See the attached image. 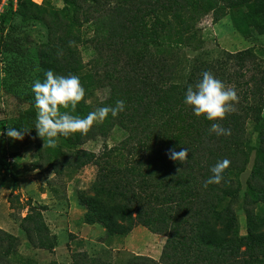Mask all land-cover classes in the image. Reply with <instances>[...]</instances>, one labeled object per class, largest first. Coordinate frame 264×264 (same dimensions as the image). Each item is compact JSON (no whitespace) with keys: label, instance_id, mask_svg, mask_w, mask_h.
<instances>
[{"label":"trees","instance_id":"16d2710c","mask_svg":"<svg viewBox=\"0 0 264 264\" xmlns=\"http://www.w3.org/2000/svg\"><path fill=\"white\" fill-rule=\"evenodd\" d=\"M42 1L39 4L26 0L19 5L26 18L47 22L53 30L54 39L39 54L42 71L78 73L84 69L78 47L88 42L86 35L91 30L95 36H102L94 41L99 50L114 47V65L108 70L112 72L105 75L109 96L99 107L114 106L117 100L126 104L117 118L109 115L97 127L105 137L114 126L123 129L127 135L118 144L105 145L99 154L79 150L83 135L76 133L57 137L66 144L46 147L49 166L58 173L61 170L57 161L66 153L77 154L74 161H69L77 169L89 163L98 166L91 192L79 196L86 207L85 223L104 226L108 236H124L135 227V211L147 208L156 216L155 231L166 236V243L160 261L139 256L135 258L139 264H216L214 251L226 247L231 248L233 260L223 264H264V63L253 49L225 52L215 61L198 57L184 62L177 54L179 48L194 44L195 13L212 12L218 21L228 12L241 33L264 35V11L258 10V0H116L117 5L106 19L94 18L88 11L95 6L99 12L106 4L91 3L87 8L77 0H64L67 4L64 8L48 9V2ZM131 5L136 9H131ZM73 9L82 11L83 17L76 16ZM8 13L1 24L6 22ZM106 22L110 23L109 28H104ZM4 38L1 27L0 54ZM203 71L212 72L237 91L235 111L224 120L196 117L183 103L187 86L194 85ZM90 76L85 74L80 79L86 96L73 115L86 116L90 112L87 103V92L93 87ZM36 114L33 100L31 107L13 119L10 127L30 130L28 133L39 138L37 145L41 149L45 141L34 128ZM248 120L258 130L255 142L252 133L247 132ZM212 123L231 129V135L217 136L210 131ZM93 129L87 138L92 136ZM237 143L243 144V149L235 148ZM171 149H188V160H171L168 155ZM253 150L255 160L245 191L248 234L241 237L235 204L243 190L241 175ZM224 159L231 162L224 180L205 187L210 169ZM33 168H41L39 162ZM18 187L15 180L14 189ZM108 198L114 203L107 204ZM258 205L262 212H256ZM45 208L42 206L37 212L41 223ZM30 209L25 220L38 221L33 212L37 207L30 204ZM39 231L43 232V228ZM43 239L41 248L55 249V241ZM0 242L7 254L12 251L13 240L8 246L6 238Z\"/></svg>","mask_w":264,"mask_h":264},{"label":"rangeland","instance_id":"374dc122","mask_svg":"<svg viewBox=\"0 0 264 264\" xmlns=\"http://www.w3.org/2000/svg\"><path fill=\"white\" fill-rule=\"evenodd\" d=\"M23 1L26 0H19L16 7L11 5L6 10L9 12L5 17L6 22L2 24L0 22V29L4 28L5 37L0 54V241L6 238L5 245L8 246L13 240L12 251L8 254L6 249L0 247V264H139V260L135 259L139 256L160 261L166 236L155 231L157 219L150 209L135 211V227L124 236L111 237L106 234L104 226L85 223L86 207L81 204L79 196L83 192H91L98 172L97 165L89 163L77 169V165L69 163L75 160L77 154L66 153L57 161V167L61 170L58 173L49 166L50 155L46 153L48 148L44 147V143H41V149L38 148L39 138L36 135L27 132L22 140H14L3 134L13 119H17L23 111L31 107L34 100L32 84L36 80L43 81L46 72L41 69L39 54L41 50L47 49L54 39L53 30L48 27L49 23L28 19L23 15L19 10V5ZM45 1L48 2V9L53 7L61 9L67 5L64 0ZM86 1L77 0V3L87 8L91 3L106 4L105 9H100L99 12H96L95 6L88 9L94 18L100 16V19L109 17L111 8L117 5L116 0L108 4V0H89V3ZM257 7L259 11H264V0H258ZM130 8L136 9L132 5ZM73 13L76 16L83 15L82 11L75 9ZM45 15L50 19L47 14ZM193 17L197 21L193 27L197 34L194 44L181 47L183 49L179 48L177 51L184 62L186 59L198 57L215 61L225 52L236 53L253 49L258 58L260 56L261 63H264V35L241 33L228 12L218 21L214 20L212 12L206 15L195 13ZM109 27L110 23L106 22L104 28ZM88 32L86 35L88 42L80 43L78 47L84 69L78 73L52 71L62 75L76 74L80 79L85 74H91L88 79L93 87L87 92V103L90 111H94L99 108L100 102L109 96L110 86L105 75L112 72L108 70L113 67L115 60L112 57L114 47L99 50L95 47L94 41L101 38V34L95 36L96 33L91 30ZM189 33L190 31L187 32V37ZM100 124L102 122L93 125L92 129H95L91 137L83 135L79 150L99 154L105 145L114 146L127 135L119 126H114L105 137L97 128ZM256 128L248 120L247 132L252 133L254 142L258 135ZM59 143L66 144L65 140L56 138V144ZM235 148L243 149V144L237 143ZM63 150L66 151V148ZM254 160L253 150L247 169L241 175L243 190L235 204L241 237L248 234L245 191ZM37 162L41 168L34 169ZM15 180L19 182L16 189ZM106 203L112 204L114 200L108 198ZM30 204L37 207L33 212L37 215L38 221L25 220L31 211ZM42 206L46 208L42 210L41 223L37 212L41 211ZM262 211L261 205H258L256 212ZM41 227L43 232L39 231ZM46 237L56 242L54 250L40 247V241H45L43 238ZM7 238L10 241H7ZM213 255L216 264L233 260L230 247L216 250Z\"/></svg>","mask_w":264,"mask_h":264},{"label":"clouds","instance_id":"9594fccd","mask_svg":"<svg viewBox=\"0 0 264 264\" xmlns=\"http://www.w3.org/2000/svg\"><path fill=\"white\" fill-rule=\"evenodd\" d=\"M31 92L34 96V107L37 110L34 128L37 135L45 141L44 147L54 148L58 136L68 137L79 133L86 135L94 124L105 121L109 115L113 119L125 111L126 104L117 100L114 106H105L90 111L86 116L73 115L77 105L85 100L86 90L76 74H57L52 70L44 73V80L33 82ZM183 103L190 107L196 117L203 116L208 121L224 120L235 111L238 95L234 86L226 85L212 72L203 71L201 78L193 85L187 86ZM70 111L61 112L60 109ZM28 129L7 127L3 133L14 140H22ZM210 131L217 136H230L231 129L212 123ZM169 158L173 161L186 162L188 149L169 150ZM230 161H218L211 169V176L204 186L219 185L224 180V172Z\"/></svg>","mask_w":264,"mask_h":264},{"label":"built area","instance_id":"2783aa9c","mask_svg":"<svg viewBox=\"0 0 264 264\" xmlns=\"http://www.w3.org/2000/svg\"><path fill=\"white\" fill-rule=\"evenodd\" d=\"M19 0H1L0 1V22H1V18L5 15L6 10H8V8H10L11 5H13V7L17 6ZM35 2L41 4L42 0H35Z\"/></svg>","mask_w":264,"mask_h":264}]
</instances>
